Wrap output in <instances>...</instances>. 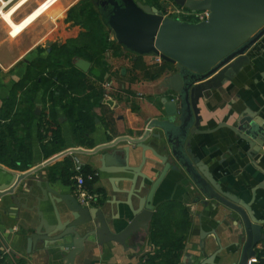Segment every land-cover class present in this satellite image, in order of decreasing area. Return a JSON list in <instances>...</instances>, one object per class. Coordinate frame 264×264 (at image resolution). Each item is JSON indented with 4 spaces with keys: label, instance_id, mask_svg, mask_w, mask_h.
Instances as JSON below:
<instances>
[{
    "label": "crops",
    "instance_id": "0c3cea01",
    "mask_svg": "<svg viewBox=\"0 0 264 264\" xmlns=\"http://www.w3.org/2000/svg\"><path fill=\"white\" fill-rule=\"evenodd\" d=\"M14 2H10L7 11H0V20L4 23H0V111L15 85L23 84V91L14 97L13 114L32 109L35 119L26 122L27 130L23 126L18 130L29 131V166L16 170L0 163V183L7 184L12 176L21 177L41 167L25 177V182L33 184L29 180L42 175L45 180L56 183L63 193L75 195V177L96 174L93 182H86L87 189L101 195L100 203L93 208L102 209L106 220L114 223L111 231L117 233L133 219L125 205L126 195L122 193L128 191L131 185L119 182L121 177L130 179L132 176L111 173L122 169L123 165L121 156H116L114 152L118 154L129 149V167L140 165L141 150L122 138L140 139L148 122L163 115L161 101L171 94L163 80L175 68L171 65L172 71H169L165 68L166 63L154 65L151 62L153 55H136L120 45L123 56L116 58L106 53L104 62L108 72L102 80H97L89 76L93 68L89 61L82 59L90 63L86 73L74 65L76 59L81 58L75 56L78 49L72 43L82 33H87V27L85 22L79 23L73 14L84 4L91 5L108 32L109 40L116 43L107 25L111 13L100 15L102 4L96 3V0ZM246 56L249 64L244 65L239 74L221 88L206 92L205 99L200 100L198 107L203 118L200 130L210 129L213 132L192 137L191 148L221 189L248 205L252 203L253 216L258 221H264V189L260 187L264 184V146L254 145L251 150L249 144L230 129L236 127V120L244 115L256 123L258 133L264 136V36ZM67 66L84 74V78L70 92L71 97L79 102L85 101L86 109L94 115L93 131L83 140L84 144L76 143L73 124L60 104H49V93L59 84L48 89L38 81L37 91L31 94V104L22 96V92L32 90L37 77L42 79L50 71ZM28 72L33 82L25 81ZM37 108L39 115L35 113ZM43 113L58 123L61 145L50 144V139L45 142L44 131L41 132L42 139L39 138L38 118ZM145 144L159 155H165L162 146L152 139L148 138ZM101 147L97 153H92ZM72 149L88 153H71ZM145 155L147 162L142 173L153 178L162 166L151 152ZM55 157L58 158L45 166ZM103 157L110 159L107 167L99 161ZM141 182L142 179L138 178L134 187L138 188ZM254 190L255 199L252 195ZM136 204L137 201L131 198L130 205L135 207ZM152 204L155 214L148 223L147 231L137 232V242L129 238L125 249L108 243L102 246L101 251L86 246L78 264H83L82 261L85 264H145L146 256L160 249L150 241L154 226L163 235L157 242L171 244L183 241L179 264L206 262L220 247L221 252L213 259L214 264H231L240 256L245 233L239 227L241 223L237 215L221 205L213 208L202 205L195 189L182 175L170 173L157 189ZM34 205L36 201L30 199L29 207ZM5 209L0 199V247L12 252V257H5L1 264H62L58 244L45 246L36 241L29 246L30 237L38 225L35 213L21 212L20 219H17ZM23 217L27 220L24 221ZM116 218L118 220L112 221ZM50 220L53 222V219Z\"/></svg>",
    "mask_w": 264,
    "mask_h": 264
},
{
    "label": "water",
    "instance_id": "95a60500",
    "mask_svg": "<svg viewBox=\"0 0 264 264\" xmlns=\"http://www.w3.org/2000/svg\"><path fill=\"white\" fill-rule=\"evenodd\" d=\"M104 1L112 7L107 25L113 41L136 55L159 56L163 63L175 68L163 80L173 96L162 99L163 115L148 122L140 139L122 138L141 150L140 165L129 167V149L118 154L114 152L121 156L123 165L122 169L111 173L132 176L130 179L121 177L119 182L131 185L122 193L126 195L125 205L133 219L124 229L113 233L114 223L106 220L102 209L83 207L74 194L63 193L56 183L45 180L42 175L32 177L29 181L33 184L25 182V177L41 167L21 177L12 176L7 184L0 183V199L5 212L17 216V219H20L21 212L35 213L38 225L30 237L29 246L36 241L45 246L58 244L61 263L78 264L86 246L101 251L104 244L115 243L125 249L129 238L137 242V232L147 231L155 214L152 203L157 189L170 173L179 174L193 186L202 205L212 208L221 205L237 215L241 223L239 227L245 233V242L240 256L231 264H248L257 256V248L264 242V221L255 219L252 203L248 205L221 189L207 167L192 152L191 139L213 132L200 130L203 120L198 107L200 100L205 99L206 92L221 88L239 74L243 66L249 64L246 54L264 36V0H170L152 7L136 0H119L121 3ZM170 5L192 12H208V18L204 22L188 23L164 17L160 8ZM74 65L83 73L90 67V63L82 59H76ZM35 113L39 115L38 108ZM236 123V127L230 129L248 143L251 150L254 145L264 146V136L258 133L254 121L242 115ZM148 138L162 146L165 155H159L147 146ZM100 149L102 147L92 153ZM148 151L162 166L153 178L142 173ZM70 152L88 153L81 149ZM57 158L49 160L45 166ZM108 160L109 157H103L99 161L107 167ZM138 178L142 182L135 188ZM260 187L264 189V184ZM252 195L255 199V190ZM131 198L137 201L135 207L130 205ZM30 199L36 201L33 207H29ZM23 220L27 218L23 217ZM115 220L118 219L112 221ZM219 252L221 247L214 257L200 264H214L213 259ZM226 259L229 260V256Z\"/></svg>",
    "mask_w": 264,
    "mask_h": 264
},
{
    "label": "trees",
    "instance_id": "16d2710c",
    "mask_svg": "<svg viewBox=\"0 0 264 264\" xmlns=\"http://www.w3.org/2000/svg\"><path fill=\"white\" fill-rule=\"evenodd\" d=\"M73 15L79 23L85 22L88 30L86 31L87 33H82L76 42L72 43L78 49L75 56L92 63L93 68L90 70L89 76L97 80H102L104 74L108 72L106 62H104L106 53H111L114 57L121 58L124 53L123 48L109 40V34L91 5L88 4L86 6L84 4ZM183 21L191 22L185 21V19ZM140 58L137 57V59ZM164 65L166 70L169 69V71H172L170 64L166 63ZM83 78L84 74L72 66H67L65 69L58 68L47 73L46 77L42 79L37 77L32 85V90L22 92V96L27 99V103L31 104V94L37 91L38 81L47 86L48 89L54 88L59 84L49 93V104L50 106H55L58 103L66 112L67 118L73 124V135L78 144H84L83 140L94 128V115L86 109V102H79L70 95L72 89ZM25 81L27 83L33 82L29 72L25 77ZM24 87L25 85L23 84L21 86L16 84L10 96L4 100L3 107L0 111V163L16 170H22L29 166L31 159L30 145L27 138L29 131L18 130L23 127L27 130L28 126L26 122L35 119L32 109L13 114L14 97L18 95L19 91H23ZM38 120L40 128L39 138L41 137V132L44 131V136L50 139L48 141L50 144L61 145L62 141L60 139L58 123L50 118L47 113H43ZM21 126L23 127L21 128ZM83 176L87 177L86 174ZM154 227L155 231L151 233L150 241L160 249L156 250L153 254L147 255L145 264H179L183 241L161 244V242L157 241L163 235L157 230L156 226ZM165 245L169 246L166 247ZM256 258V264H264V242L262 243V248L257 250Z\"/></svg>",
    "mask_w": 264,
    "mask_h": 264
},
{
    "label": "built area",
    "instance_id": "2783aa9c",
    "mask_svg": "<svg viewBox=\"0 0 264 264\" xmlns=\"http://www.w3.org/2000/svg\"><path fill=\"white\" fill-rule=\"evenodd\" d=\"M12 0H0V10L7 11L8 6ZM163 12L164 17H169L175 20L183 21H191L188 23H200L204 22L208 18V12H192L186 8H181L178 6L170 5L167 8H160ZM1 19V16H0ZM184 22V21H183ZM151 62L154 65H162L163 61L159 56H151ZM174 71V70H173ZM48 137L46 138V141H48ZM96 177V174L88 175L87 177L77 176L75 177V196L77 198V201L80 205L83 207H93L94 205H97L101 201V195L98 192H95L94 190H89L86 188V182L90 183L93 182ZM262 248V244L259 245L257 248L260 250ZM5 257H12V252L10 249L6 247H0V264L4 260ZM257 258H252L249 260L248 264H256Z\"/></svg>",
    "mask_w": 264,
    "mask_h": 264
},
{
    "label": "flooded vegetation",
    "instance_id": "af4514ba",
    "mask_svg": "<svg viewBox=\"0 0 264 264\" xmlns=\"http://www.w3.org/2000/svg\"><path fill=\"white\" fill-rule=\"evenodd\" d=\"M119 3H121L119 0H117ZM157 1V2H156ZM161 1H165V2H167L166 0H137L136 2H140V3H142V4H144V5H148V6H156V5H158V3L160 4V2ZM156 2V3H155ZM96 3H99L100 5H101V7L103 8L102 9V12L100 13V15H107V14H110L111 13V9H112V7L111 6H109V5H106L105 4V1L104 0H96ZM155 3V4H154ZM98 4V5H99ZM172 96V93L169 95V96H167V97H171ZM176 95H174V97H175ZM173 97V96H172Z\"/></svg>",
    "mask_w": 264,
    "mask_h": 264
},
{
    "label": "rangeland",
    "instance_id": "374dc122",
    "mask_svg": "<svg viewBox=\"0 0 264 264\" xmlns=\"http://www.w3.org/2000/svg\"><path fill=\"white\" fill-rule=\"evenodd\" d=\"M17 1H19V0H15L14 3H16ZM141 1H142V0H141ZM147 1H148V0H147ZM166 1H167V2H170V0H166ZM156 2H157V1H156ZM156 2H155V3H156ZM14 3H13L12 5H14ZM155 3H154V4H155ZM4 19H5V18H4ZM4 19H3V21H4ZM4 22H5V21H4ZM0 23H1V24H4L1 20H0ZM87 31H88V30H87ZM107 33H108V32H107Z\"/></svg>",
    "mask_w": 264,
    "mask_h": 264
},
{
    "label": "bare ground",
    "instance_id": "6f19581e",
    "mask_svg": "<svg viewBox=\"0 0 264 264\" xmlns=\"http://www.w3.org/2000/svg\"><path fill=\"white\" fill-rule=\"evenodd\" d=\"M1 11V10H0Z\"/></svg>",
    "mask_w": 264,
    "mask_h": 264
}]
</instances>
